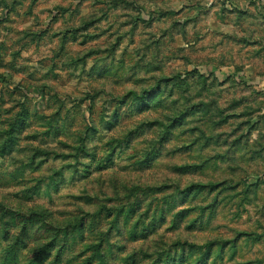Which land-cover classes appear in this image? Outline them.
I'll use <instances>...</instances> for the list:
<instances>
[{"label":"rangeland","instance_id":"obj_1","mask_svg":"<svg viewBox=\"0 0 264 264\" xmlns=\"http://www.w3.org/2000/svg\"><path fill=\"white\" fill-rule=\"evenodd\" d=\"M0 264H264V0H0Z\"/></svg>","mask_w":264,"mask_h":264}]
</instances>
